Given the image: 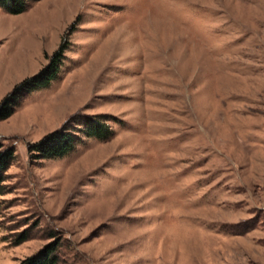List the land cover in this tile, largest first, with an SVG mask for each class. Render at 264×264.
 Here are the masks:
<instances>
[{
    "label": "rangeland",
    "instance_id": "rangeland-1",
    "mask_svg": "<svg viewBox=\"0 0 264 264\" xmlns=\"http://www.w3.org/2000/svg\"><path fill=\"white\" fill-rule=\"evenodd\" d=\"M26 1L0 8V102L59 69L0 121V264L49 234L62 264H264V0ZM87 117L112 134L28 152Z\"/></svg>",
    "mask_w": 264,
    "mask_h": 264
},
{
    "label": "trees",
    "instance_id": "trees-1",
    "mask_svg": "<svg viewBox=\"0 0 264 264\" xmlns=\"http://www.w3.org/2000/svg\"><path fill=\"white\" fill-rule=\"evenodd\" d=\"M37 1V0H31ZM26 0H0V8L11 15H19L25 12L28 8ZM50 66L39 72L38 74L25 79L20 84L16 85L12 91L5 96L0 102V121L9 118L14 109L19 105L18 99L24 92H30L37 89L47 87L50 82L56 77L59 69L57 64V56ZM75 119V117L73 118ZM95 118L87 117L86 120L81 119V129L70 130L68 121L65 122L59 129L44 136L40 141L32 143L28 146V152L37 159H59L67 156L74 151L76 146L81 143L83 137L96 138L99 140L107 139L112 132L107 126L100 123ZM13 162V152L10 148H3L0 144V197L6 193L5 173ZM29 238L25 234H21L15 244H21ZM47 239L51 241L46 244L36 254L25 257L20 260L19 264H62L61 262V239L56 235L49 234Z\"/></svg>",
    "mask_w": 264,
    "mask_h": 264
}]
</instances>
